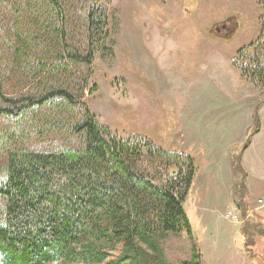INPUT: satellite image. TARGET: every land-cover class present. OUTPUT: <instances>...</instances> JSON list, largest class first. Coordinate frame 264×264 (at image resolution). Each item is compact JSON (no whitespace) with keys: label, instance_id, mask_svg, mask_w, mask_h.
Listing matches in <instances>:
<instances>
[{"label":"trees","instance_id":"16d2710c","mask_svg":"<svg viewBox=\"0 0 264 264\" xmlns=\"http://www.w3.org/2000/svg\"><path fill=\"white\" fill-rule=\"evenodd\" d=\"M1 1L0 12L10 8L15 16L16 27L9 28L17 39L0 31V61L35 84L18 97H6L0 87L6 103L0 114L28 116L37 121V136L58 142L28 148L7 127L5 143L0 137L1 264H137V243L162 258L158 237H193L184 208L197 171L192 157L119 136L97 121L84 100L97 53L111 52L106 8L98 0ZM259 5L264 11V0ZM260 20L259 38L239 49L233 64L247 81L264 87V12ZM255 121L253 134L260 130L258 114ZM240 162L235 159L234 167L241 169ZM243 233L254 246L264 228L246 224ZM112 243H122L125 255L104 263L105 245ZM198 259L196 252L183 264Z\"/></svg>","mask_w":264,"mask_h":264},{"label":"rangeland","instance_id":"374dc122","mask_svg":"<svg viewBox=\"0 0 264 264\" xmlns=\"http://www.w3.org/2000/svg\"><path fill=\"white\" fill-rule=\"evenodd\" d=\"M98 4L108 12L111 34L106 45L111 52L96 55L84 97L88 107L101 125L119 136L186 153L197 169L184 201L193 237L186 232L158 237L162 258L137 243V264H183L196 252L197 264H264V237L255 236V245L248 246L243 233L246 224L264 228L257 213L261 203L253 192L249 196L246 173L254 175L253 132L264 87L247 81L233 64L238 50L261 34L264 11L259 0H98ZM0 20L1 33L15 41L10 8L0 12ZM1 44L6 49L7 41ZM21 73L0 61V87L6 97L32 89L35 83ZM5 104L1 99L0 107ZM35 123L28 116L0 114V137L5 143L7 127L19 132L17 142L25 147L58 145L49 134L37 136L32 131ZM259 142L262 147L264 131ZM245 154L249 170L242 161ZM239 157L241 169L234 167ZM3 159L0 155V168ZM149 172L155 174L156 169ZM105 247L109 257L104 263L125 255L122 243Z\"/></svg>","mask_w":264,"mask_h":264},{"label":"crops","instance_id":"0c3cea01","mask_svg":"<svg viewBox=\"0 0 264 264\" xmlns=\"http://www.w3.org/2000/svg\"><path fill=\"white\" fill-rule=\"evenodd\" d=\"M260 114V130L253 136V143L255 141L256 145V154H255V168H254V175L252 177L251 172L247 176L248 181V194L250 197H252V192L254 194V198L261 203L259 211L257 213L259 216L264 220V143L261 147V143L259 142V136L264 131V103L260 107L259 110ZM248 154V153H247ZM247 154H245L243 163L246 168V170L250 169V159L247 157ZM247 157V158H246Z\"/></svg>","mask_w":264,"mask_h":264},{"label":"flooded vegetation","instance_id":"af4514ba","mask_svg":"<svg viewBox=\"0 0 264 264\" xmlns=\"http://www.w3.org/2000/svg\"><path fill=\"white\" fill-rule=\"evenodd\" d=\"M222 28H225V26L223 25V27Z\"/></svg>","mask_w":264,"mask_h":264}]
</instances>
